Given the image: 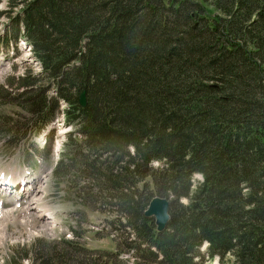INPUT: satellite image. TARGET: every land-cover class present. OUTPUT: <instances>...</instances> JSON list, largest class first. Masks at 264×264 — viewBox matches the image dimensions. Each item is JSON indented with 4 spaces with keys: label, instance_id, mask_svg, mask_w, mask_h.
Listing matches in <instances>:
<instances>
[{
    "label": "trees",
    "instance_id": "trees-1",
    "mask_svg": "<svg viewBox=\"0 0 264 264\" xmlns=\"http://www.w3.org/2000/svg\"><path fill=\"white\" fill-rule=\"evenodd\" d=\"M6 2L40 79L56 87L51 97L42 89L23 96L22 122L39 133L67 101L73 129L53 173L85 176L88 203L96 188L109 197L118 225L128 227L121 245L133 264L224 263L229 254L233 264H264V0ZM11 78L0 88L4 101L16 93ZM194 173L202 179L193 187ZM154 195L169 199L160 232L144 215ZM36 241L40 249L21 255L39 264H126L120 250L105 251L103 262L88 251L70 260L66 250L79 252L72 239ZM8 263L20 261L14 254Z\"/></svg>",
    "mask_w": 264,
    "mask_h": 264
},
{
    "label": "rangeland",
    "instance_id": "rangeland-1",
    "mask_svg": "<svg viewBox=\"0 0 264 264\" xmlns=\"http://www.w3.org/2000/svg\"><path fill=\"white\" fill-rule=\"evenodd\" d=\"M16 15L15 7L9 8L6 0H0V36L12 32L13 37H16L15 39H18V41H20V36L24 39L21 23ZM10 40L9 43H12V45H9L7 49L0 48V58H3L0 59V63L4 64L2 67L3 73L0 75V88L7 85V78L14 75L11 80L13 81L12 86L16 88V93L10 95L9 101H4L6 100L5 97L0 96V172L20 174L21 171L22 173L28 172L31 174L29 177L31 176L34 180L39 177V182H43V191L38 195V202H42L41 209L43 208V211L50 216V218H47V222L51 224V227H44L46 220L41 216L21 213L25 208L23 200L20 199L18 205L11 201L21 191L20 185L12 188L11 192L0 191V200H3V206L0 203V210L11 211L14 209L13 218L0 221V264H6L14 254L19 259V264H39L37 258L32 259L29 255L21 254L23 252L22 248L25 250L29 249L30 246H35L36 249H40L35 244L36 240L40 238L52 242L67 238L78 243L79 252L74 251L75 253H73L72 250H66L68 255L72 256L70 260L81 258V252L88 251L92 253L91 255L95 254L93 258H97L98 262H103L108 255H111V252L120 250V256L126 264H133L136 257L126 249V246L121 245L123 240L128 239L129 241L131 239V237L127 238L128 227L127 225H124V227L118 225L115 218L119 213L110 209L112 208L110 203L106 205V200H110L109 197L96 188L92 192L89 191V198L92 201L88 203L86 193L92 186L87 183L85 176H80L81 178L77 182L67 179L65 176L62 177L63 175H59L58 179L53 173L55 163L64 150L66 133L73 127L70 124L62 123V116L59 115V118H54L42 131V134L38 135L33 134L35 123L26 125L22 122V117L25 119L28 116L26 115L28 104H22L24 102L23 96L42 89L45 91L44 93L51 97L56 93V87L47 78L40 79V77H43L40 73L42 67L32 48L31 50L28 46L20 48L21 45L15 46L13 39ZM17 75L20 79L16 78ZM33 77H37V79ZM66 105L67 101L63 103V107ZM20 114H23V116L18 118L16 123L14 119ZM3 115H6L9 121H4ZM10 125L30 128L29 136L28 134L24 137L22 134L18 136L9 133ZM51 134H53V138L50 139ZM47 142L49 145L51 144L50 149L47 146L44 147ZM200 179V174L193 175V187ZM84 182L88 184L86 189L81 188V184ZM27 185L28 182L24 186ZM99 193L103 196L101 197ZM184 200L186 198H183ZM63 246L71 249L70 246L62 242H59L57 249ZM73 247L76 248L75 245ZM201 250L206 253L204 244L201 246ZM40 251L43 253L42 250ZM205 264H233L232 256L231 254L227 255L224 263L217 257H213L206 260Z\"/></svg>",
    "mask_w": 264,
    "mask_h": 264
},
{
    "label": "bare ground",
    "instance_id": "bare-ground-1",
    "mask_svg": "<svg viewBox=\"0 0 264 264\" xmlns=\"http://www.w3.org/2000/svg\"><path fill=\"white\" fill-rule=\"evenodd\" d=\"M2 73H3V70L1 68L0 69V75H2ZM1 179H4V181ZM7 180H8V178L5 179V175H3V176L0 175V189H1V191L8 190L10 188L17 187V185H23L26 183V182L24 183L22 180H18L15 178H11V180L8 182H7ZM38 182H39V177L35 180L33 178L32 180L29 181V185L27 186L28 189H26L27 187L22 186V189L20 191L22 193H19V196H20L21 200H23L22 202H25V208L21 211V213H24V214L26 213V215L41 216L43 219L46 220V222L44 223V227L50 228L51 224L49 222H47V218L48 217L50 218V216L43 211V208L41 209V207H42L41 203L42 202H38L39 201L38 195L40 192L43 191V189H42L43 188V182L42 181H40L39 183ZM33 185H36V186L31 187ZM44 190H45V187H44ZM17 196H15L11 199V201L14 202L15 204L18 202ZM13 211H14V209L11 211L1 209L0 210V221L2 222V220L4 221V219H6V221H7V220L13 218V213H14Z\"/></svg>",
    "mask_w": 264,
    "mask_h": 264
},
{
    "label": "water",
    "instance_id": "water-1",
    "mask_svg": "<svg viewBox=\"0 0 264 264\" xmlns=\"http://www.w3.org/2000/svg\"><path fill=\"white\" fill-rule=\"evenodd\" d=\"M78 102L81 106L86 104L85 89H82L78 95ZM169 199L165 196L155 195L153 196L146 209L144 210L145 216H153L154 223L157 231H162L166 228L167 221L169 219Z\"/></svg>",
    "mask_w": 264,
    "mask_h": 264
}]
</instances>
